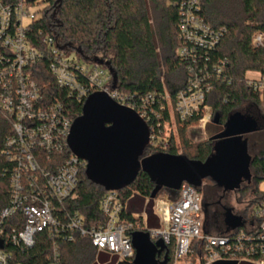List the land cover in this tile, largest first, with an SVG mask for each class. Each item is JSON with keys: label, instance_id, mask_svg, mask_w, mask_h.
I'll list each match as a JSON object with an SVG mask.
<instances>
[{"label": "built area", "instance_id": "2783aa9c", "mask_svg": "<svg viewBox=\"0 0 264 264\" xmlns=\"http://www.w3.org/2000/svg\"><path fill=\"white\" fill-rule=\"evenodd\" d=\"M178 3L183 41L179 54L196 56L199 50L217 46L226 29L215 28L202 17L203 0ZM31 8L26 0H0V114L13 131L2 151L13 163V170L9 203L0 206V264H24L19 254L33 248L40 233L48 234L52 241L53 253L48 264H59V239L73 241L77 234L91 238L98 253L117 256V264L131 260L136 255L133 224L123 217L126 206L119 190L107 191L101 200L100 209L106 215L103 226H87L82 215L67 207L66 201L75 196L80 173L84 168L86 172L87 162L72 151L65 155L75 120L71 107L65 99L46 96L33 77V69L49 58L58 86L69 97L85 101L91 93L104 91L119 104L134 109L148 123L152 147L159 144L166 132L161 129V113L154 108L156 96L146 94L138 98L114 89V78L107 66L99 61H79L71 52L57 48L52 37L43 40L50 45L49 49L35 46L30 37L37 15ZM253 44H264L263 32L254 36ZM226 62L222 61L213 70L218 72V79ZM251 73L248 85L264 91V78L259 72ZM210 79L212 72L202 68L174 99L166 92L165 105L173 108L175 121L202 114L198 125L207 126L212 118L206 102L214 86ZM171 118L170 115L164 125ZM154 200L158 226L143 230L149 231L154 241L162 239L166 246L174 242L172 264H193L187 257L193 252L195 239L204 242L200 256L205 260L203 264L229 260L264 264V202L251 211L256 221L251 229L243 223L240 230L235 227L226 234H209L203 231L201 197L193 185L183 183L176 200L167 194L157 195Z\"/></svg>", "mask_w": 264, "mask_h": 264}, {"label": "trees", "instance_id": "16d2710c", "mask_svg": "<svg viewBox=\"0 0 264 264\" xmlns=\"http://www.w3.org/2000/svg\"><path fill=\"white\" fill-rule=\"evenodd\" d=\"M26 1L31 6L42 5L38 11H35L37 19L32 23L30 38L35 46L49 49L50 45L43 40L52 37L57 48L75 54L74 57L79 61H101L107 68H111L116 75V89L138 98L146 94H154L156 96L154 108L161 113L162 117L159 119L163 131L165 121L170 120V109L165 105L166 92L168 91L174 99L177 92L183 89L191 78L200 73L202 68L207 67L212 72V79L209 81L214 86L207 95L206 102L213 106L215 112L213 119L218 117V125L221 129L228 118L236 112L252 117L258 124L256 132L245 135L249 153L252 154L251 167L256 172V186L253 191L255 198L249 203V214H252L254 205L264 202V191L259 189V183L264 180V91H256L247 83L248 73L252 71L259 72L264 78V44L261 46L253 44L254 36L259 32L264 33V0H203L202 17L215 28L225 27L226 32L217 46L199 50L196 56L190 57L179 54V49L183 45L180 36L179 0ZM222 61L227 62L218 79V72L213 70L221 65ZM33 70V77L46 96L65 99L71 107L70 113L73 119L81 115L85 101L69 97L67 91L58 86L50 69L49 58L41 61ZM172 75L179 76L177 82L171 80ZM201 115L185 120L177 119L176 123L186 150V154L183 155L205 161L214 153L216 141L210 138L192 143L187 135V130L199 123ZM159 119H156V122ZM12 134L11 125L0 114L1 207L8 205L11 194L10 178L13 163L2 151L6 146V139ZM157 153L179 154L173 132L161 138L157 146L148 145L143 156ZM70 154L71 150L67 148L65 155ZM204 183H212L216 190H224L211 178L205 179L199 187L193 186L200 192ZM155 186V180L141 170L132 184L119 190V195L126 206L135 196L150 198ZM243 189L247 191L249 186ZM106 192L104 187L87 178L84 168L79 176L75 196L66 201L67 207L82 215L87 226H103L106 215L101 211L100 203ZM180 192L181 189L163 187L158 195L167 194L171 199L176 200ZM228 192L230 190L224 193ZM216 193L213 191L206 193L207 199L212 200L211 203ZM147 212L149 218H153V199L147 204ZM204 212L206 216L209 215L207 208ZM123 217L132 222L133 232L145 228L142 216H136L125 209ZM147 225L150 227L149 225L152 224ZM153 225L157 226L158 222ZM243 227L242 222L237 230ZM228 230L229 227L224 233H228ZM203 231L211 234L205 226ZM36 240L33 248L22 255L19 254L24 264L51 262L53 250L49 235L40 233ZM203 244L201 239L193 240V252L187 257L189 262L193 264L199 261L202 264L205 262L200 259ZM58 249L59 264H92L99 255L92 239L80 234H77L73 241L60 238ZM167 251L168 264H172L175 253L174 242L167 245ZM163 258L164 253L160 259ZM120 264H134V258L122 261Z\"/></svg>", "mask_w": 264, "mask_h": 264}, {"label": "water", "instance_id": "95a60500", "mask_svg": "<svg viewBox=\"0 0 264 264\" xmlns=\"http://www.w3.org/2000/svg\"><path fill=\"white\" fill-rule=\"evenodd\" d=\"M102 63L101 61H99ZM103 64V63H102ZM113 88H116V75ZM218 122V117L214 119ZM255 119L241 112L232 114L224 130L211 137L217 140L214 153L205 161L183 154L157 153L143 156L150 144L148 123L132 108L119 104L107 92L91 93L82 113L68 136L71 151L87 162L89 180L109 190H121L134 182L139 172H146L156 186L150 198L165 188L181 189L183 183L199 187L211 178L224 191L238 189L250 177L252 156L245 135L256 132ZM229 228L239 227L242 220L227 212ZM136 251L134 264H168L167 246L162 239L154 241L147 230L132 232ZM164 253V258L160 259ZM215 264H238L236 260Z\"/></svg>", "mask_w": 264, "mask_h": 264}, {"label": "rangeland", "instance_id": "374dc122", "mask_svg": "<svg viewBox=\"0 0 264 264\" xmlns=\"http://www.w3.org/2000/svg\"><path fill=\"white\" fill-rule=\"evenodd\" d=\"M41 7L42 5L36 4L32 6L31 11L32 12L38 11V9ZM248 74L253 75V73L251 72ZM178 77H179L178 75L177 76L172 75L170 78L171 80L177 82ZM209 113L211 114L212 118L208 122L205 128L199 127V125L197 124L195 126L190 127L187 130V135L188 137L191 138L192 143H198L204 140H209L212 136L216 135V133L219 132V130H221V127L218 125V122L216 123L213 119L215 112L211 104H209ZM170 115L172 116L171 122L169 121V123L165 125L164 131L166 132L162 137L165 138L170 134V132H173L178 153L186 154L184 143L181 135L179 134L178 124L174 120L173 116L175 115L173 112V108L171 106H170ZM255 177H256V172L254 168L251 167L250 177L242 182L239 189L230 191L227 194L224 193L225 192L224 190L221 189L216 190L215 185L212 183L210 184L204 183V186H202V190L199 192L201 197L202 211H203V220H202L203 229L205 226L211 234H225L224 232L228 228V223L226 220L228 210H231L234 216L240 218L242 222L246 224L247 229H251L252 228L251 224L253 223L255 224L256 221L254 220L253 215L249 214L250 212L248 208L250 201L255 198V194L253 193L256 186ZM245 186H249V189L247 191L243 189ZM259 189L261 191H264V180H262L259 183ZM208 191H213L215 193L217 192L212 203H211L212 200L207 199L206 197L207 195L206 193H208ZM257 207L258 205H254L252 210ZM206 208L209 212V215L207 216L205 215L204 212ZM151 228L153 227H148L147 229H151ZM117 262H118L117 256L106 252H100L98 257L92 264H117Z\"/></svg>", "mask_w": 264, "mask_h": 264}, {"label": "crops", "instance_id": "0c3cea01", "mask_svg": "<svg viewBox=\"0 0 264 264\" xmlns=\"http://www.w3.org/2000/svg\"><path fill=\"white\" fill-rule=\"evenodd\" d=\"M150 199L153 198H142L139 196H135L131 202H129L126 205V210L127 211H131L132 213H134L136 216H142L143 220H144V224H145V228H148L147 224H152L149 225L150 227H154V223L158 222L157 216L155 215V213H153V218H149L148 212H147V204L149 203ZM154 200V199H153ZM154 204H155V200H154ZM150 219V221H149ZM215 264V263H212ZM238 264H259L255 261L252 260H242L240 262H238Z\"/></svg>", "mask_w": 264, "mask_h": 264}, {"label": "flooded vegetation", "instance_id": "af4514ba", "mask_svg": "<svg viewBox=\"0 0 264 264\" xmlns=\"http://www.w3.org/2000/svg\"><path fill=\"white\" fill-rule=\"evenodd\" d=\"M224 130V127H223V129H221L219 132H217L216 134H218V133H220V132H222ZM215 141H217V140H215Z\"/></svg>", "mask_w": 264, "mask_h": 264}]
</instances>
